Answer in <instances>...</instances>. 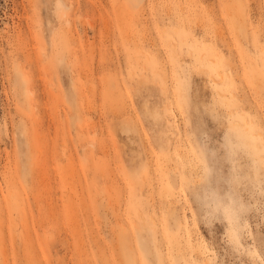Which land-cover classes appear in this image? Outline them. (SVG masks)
Returning a JSON list of instances; mask_svg holds the SVG:
<instances>
[{
  "label": "rangeland",
  "instance_id": "obj_1",
  "mask_svg": "<svg viewBox=\"0 0 264 264\" xmlns=\"http://www.w3.org/2000/svg\"><path fill=\"white\" fill-rule=\"evenodd\" d=\"M57 2L0 0V264H264V0Z\"/></svg>",
  "mask_w": 264,
  "mask_h": 264
},
{
  "label": "bare ground",
  "instance_id": "obj_2",
  "mask_svg": "<svg viewBox=\"0 0 264 264\" xmlns=\"http://www.w3.org/2000/svg\"><path fill=\"white\" fill-rule=\"evenodd\" d=\"M63 4H64V3L62 2V0H58V2L56 3V8H55L56 11L59 10V9H61V8H63V6H65V4H64V5H63ZM56 13H57V12H56ZM261 24H262V23H261ZM261 48H262V47H261ZM262 50H264V49L262 48ZM256 57H257V56H256ZM259 57H260V56H259ZM259 57H258V58H259ZM258 79H259V78H258ZM259 80H260V79H259ZM216 81H217V80H216ZM260 81H261V80H260ZM261 86H262V85H261ZM261 86H260V87H261ZM125 126H126V125H125ZM123 127H124V126H123ZM127 127H128V126H127ZM129 129H130V128H129ZM129 129H128V130H129ZM123 130H125V127L123 128ZM126 131H127V130H126ZM123 132H124V131H123ZM206 261H207V260H206Z\"/></svg>",
  "mask_w": 264,
  "mask_h": 264
}]
</instances>
